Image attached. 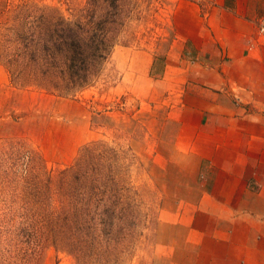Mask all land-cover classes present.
<instances>
[{
	"label": "rangeland",
	"instance_id": "374dc122",
	"mask_svg": "<svg viewBox=\"0 0 264 264\" xmlns=\"http://www.w3.org/2000/svg\"><path fill=\"white\" fill-rule=\"evenodd\" d=\"M95 1L97 17L118 13L109 24L113 49L83 87L57 92L29 78L30 25L52 13L47 8L86 20L84 9L95 3L0 0V264H187L195 257L189 229L171 219L199 200V162L175 151L177 125L153 79L177 36V11L199 0H119L116 13L107 0ZM44 174L52 176L57 212L91 207L86 217L75 212L83 227L58 222L40 231L29 220L32 185L42 187ZM90 189L96 196L86 195ZM63 191L71 196L64 200Z\"/></svg>",
	"mask_w": 264,
	"mask_h": 264
},
{
	"label": "crops",
	"instance_id": "0c3cea01",
	"mask_svg": "<svg viewBox=\"0 0 264 264\" xmlns=\"http://www.w3.org/2000/svg\"><path fill=\"white\" fill-rule=\"evenodd\" d=\"M177 12L153 88L177 125L175 151L199 162V200L171 222L189 229L187 264H264V0H199Z\"/></svg>",
	"mask_w": 264,
	"mask_h": 264
},
{
	"label": "trees",
	"instance_id": "16d2710c",
	"mask_svg": "<svg viewBox=\"0 0 264 264\" xmlns=\"http://www.w3.org/2000/svg\"><path fill=\"white\" fill-rule=\"evenodd\" d=\"M90 1L95 4L84 9L87 14L86 20L80 17L76 21H67L59 12L49 8L46 11L52 13L42 11L39 17L34 18L30 26H34L36 31L29 36L30 42L26 45V54L30 63L27 64L28 67L33 68L34 65V69L38 72L34 75L36 71L29 70L32 75L29 78L38 88L58 92L83 87L90 72H93L113 49V34L116 32L113 31L115 27H109V24H116L118 13L114 15L108 12L103 17H97L95 10L98 2ZM116 1L119 0H107L108 6L114 13L118 8L115 5ZM57 77L61 80L60 83H57ZM32 189L34 201L29 204L31 206L29 220L36 223L38 230H46L51 226L50 231H52L58 222L67 227L71 225L83 227L80 219L75 217V212H82L86 217L92 210L91 207L84 204L65 215L57 212L55 207L51 206L52 195L51 199L49 198L52 191L50 174L46 176L44 174L42 187L33 184ZM91 191L92 196H96V191L93 189H90L86 195ZM61 195L65 200L66 196H71V193L63 191ZM40 208L44 213L39 210Z\"/></svg>",
	"mask_w": 264,
	"mask_h": 264
},
{
	"label": "built area",
	"instance_id": "2783aa9c",
	"mask_svg": "<svg viewBox=\"0 0 264 264\" xmlns=\"http://www.w3.org/2000/svg\"><path fill=\"white\" fill-rule=\"evenodd\" d=\"M256 26L259 40L264 45V18L260 19Z\"/></svg>",
	"mask_w": 264,
	"mask_h": 264
}]
</instances>
